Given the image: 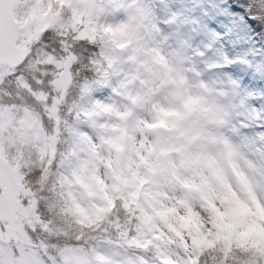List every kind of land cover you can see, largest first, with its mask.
<instances>
[{
  "label": "clouds",
  "instance_id": "1",
  "mask_svg": "<svg viewBox=\"0 0 264 264\" xmlns=\"http://www.w3.org/2000/svg\"><path fill=\"white\" fill-rule=\"evenodd\" d=\"M124 3L127 11L117 12L115 19L107 24L97 23L96 39L93 42L81 38L89 27L88 18H83L84 23L72 26V9L79 7L78 5L59 8L53 3L49 14L48 2L44 0L39 4L40 11L44 13L39 23L43 30L26 45L27 51L23 58L6 78L5 90L11 93L12 98H6L5 103H23L29 108L39 136L35 141L28 139L23 143H11L9 138L15 133L13 130H6L0 134L3 136L0 147L19 164L24 183L33 194L35 208L28 235L32 250L42 256L45 264H66L65 258L70 254L86 257L88 264H97V255L106 257L108 264H160L152 244L147 247L139 246L145 244L150 237L141 233L142 221L135 205L130 203L125 207L123 200L116 199L114 206L103 213L101 218L97 219L95 214H91V218L84 219L83 222L81 218L66 215L62 211L60 183L69 175L62 163L70 148L63 143V137L57 134L56 118L69 125L79 120L81 130L92 136L94 143L99 144L93 130L83 123L87 117L78 111H72L71 98L76 93V86L84 79L97 85L100 95L94 96V99L99 100L100 105L93 106L97 110L113 101L117 104L123 101L118 93L125 91L121 86L125 77L111 76L104 55L110 46V37L104 29L116 31L121 24L130 20L137 7H143V23L155 26L149 47L158 49L161 56H167L170 60V53L175 50L172 45V38L177 30L175 21L182 18L184 0H171L167 11L161 9L154 0H142L140 3L136 0H124ZM236 6L243 10L248 20L253 21L258 31L253 30L249 41L236 45V50L228 53L223 50L219 35L215 39L211 38L210 33L214 31L211 27V13L195 14L197 25L192 29L194 47L187 53L189 60L180 66V75L191 94L203 98L201 110L207 112L213 109L211 114L214 118L223 122L226 138L243 158L240 164L245 171L247 168L244 160L251 161L264 170V74L257 76L252 73L257 78V89L248 88L237 75L239 72H251L256 64H264V9L258 7V0H238ZM57 11L59 18L54 19ZM178 13L180 16H177ZM196 28L201 31H196ZM73 57L76 62L69 65V60ZM124 67L127 71L129 66ZM66 72L71 74L74 81L67 96L57 87V82ZM143 80H148L149 83L143 84ZM21 81L27 88L19 86L18 82ZM105 81L107 87H103ZM152 88L157 89L155 94L149 100H142V108L137 109V114L146 122L142 125L144 135L139 132L135 134L137 145L143 140L147 146L137 149L141 152H146L155 139L147 125L159 123L158 108L168 107L170 88L163 81L149 80L146 75H142L141 80L133 85V89L141 97L147 95ZM221 92H227L229 96L225 98L220 95ZM62 97L63 103L60 102ZM103 122V119L97 121L101 124ZM129 151L134 157L135 152L131 149ZM99 155L101 158L96 164L100 174L105 177V183L111 184L112 180L108 177L112 172L108 166L116 169L122 167L124 161L105 147H100ZM172 159L177 164L180 163V157L173 156ZM225 173L232 181L231 173L227 169ZM160 191L169 196L183 195L179 187L173 191L170 187L163 186ZM193 210L201 218L207 219L208 213L199 203H194ZM160 227L163 229V225ZM163 230L167 234V230ZM184 243L191 249V239L187 235ZM41 246L46 249V254ZM169 250L175 254L174 258L186 257L179 241L169 245ZM17 255L18 252L14 251L13 256ZM208 255V252L202 253L197 258V264H206ZM219 264L229 262L221 258Z\"/></svg>",
  "mask_w": 264,
  "mask_h": 264
},
{
  "label": "rangeland",
  "instance_id": "2",
  "mask_svg": "<svg viewBox=\"0 0 264 264\" xmlns=\"http://www.w3.org/2000/svg\"><path fill=\"white\" fill-rule=\"evenodd\" d=\"M124 3V0H122ZM44 0H18L15 8L17 22L22 28L21 42L24 44L35 36L41 29L39 26L44 13L40 11L39 4ZM49 2V0H47ZM57 2L59 5H72L73 21L77 22L82 14L86 0H50V4ZM137 3L142 0H136ZM159 3L161 9L167 11L162 0H154ZM50 8V5H48ZM48 10V9H47ZM119 12V11H117ZM117 12H112L110 17L93 20L92 27L97 23L107 24L114 20ZM145 10L137 7L135 13L126 24L113 31L105 28L104 32L109 35V45L118 47L126 44L131 33L136 36L134 52L132 53L133 70L132 76L126 80L125 91L118 93L123 101L117 104L113 101L107 106H101L98 113L108 112L103 118V123H97V127L91 128L99 144L93 142L92 136L87 132L77 135V154L72 163V168L65 176L68 181L67 190L75 201V209L78 215L83 214L85 208L80 196V184H89V189L95 193L102 191V197L110 194V184L105 183V177L100 174L96 161L100 147H105L109 152H115L124 163L122 167L109 169L118 180L117 184H123L132 175L133 170L141 165L158 159L160 170L163 173L162 186H158L144 196L140 202L141 210L146 221V230L142 233L150 237L146 243H153L156 247V257L160 264H191L194 262L197 241L206 244L207 226L221 227L224 222L233 223L243 228L250 240V245L264 256V170H261L251 161L244 160L247 171L241 166L243 159L238 151L226 138V129L223 122L214 118L211 114L213 109L207 112L201 110L202 97L193 96L184 78L180 75V66L189 60L187 53L194 47V32H190L185 39V28H178L172 38L175 49L170 53L171 60L167 56H161L158 49L151 48L152 31L154 25L144 24ZM131 24L132 28L129 27ZM135 26V27H134ZM143 30V34H141ZM196 31H200L196 28ZM221 41L222 36H219ZM264 64H256L253 70L261 74L257 69ZM6 70L0 69V82ZM142 75L152 81H163L169 86L168 107L158 108L159 123L147 125L148 130L154 133L155 139L146 152L137 150L147 147L145 142L140 141L137 145L135 134L144 135L143 124L146 122L137 114V109L142 108V100H149L157 91L152 88L144 97H141L133 85L141 80ZM148 84V80H143ZM254 87V86H253ZM259 85H257V88ZM221 96L227 98L229 93L221 92ZM95 105H100L96 102ZM216 110H219L218 108ZM6 130H13L14 135L9 139L11 143L17 141L23 143L28 139L38 140L36 124L32 114L25 110H9L0 114V134ZM146 139V137H145ZM3 136L0 135V144ZM135 152L131 155L129 150ZM173 156L180 157L177 164ZM152 164V163H151ZM17 163L0 147V221L9 225L6 229L7 236L18 239V257L14 258L3 242L2 230L0 229V264H45L35 254H29V241L26 235L15 222L26 221L28 212L23 208L21 190L18 188V174L14 168ZM227 169L233 180L230 181L225 173ZM143 181L137 183L142 186ZM163 186L170 187L173 191L179 187L183 191L181 197L169 196L160 191ZM135 187V188H136ZM140 193V192H139ZM135 190L133 196L139 194ZM131 195V194H130ZM141 196V193H140ZM194 203L208 213L207 219L193 210ZM182 212V214H181ZM97 216V211L93 213ZM167 230V234L160 227ZM226 226V224L224 225ZM185 230L192 235L191 249L184 243ZM194 235V236H193ZM188 236V235H187ZM179 241L186 253V257L174 258L169 245ZM156 242V243H154ZM145 243V244H146ZM145 244L139 245L144 247ZM190 255H187L189 254ZM51 260V259H50ZM66 264H88L86 257L70 254L65 258ZM97 264H108L106 257L96 256Z\"/></svg>",
  "mask_w": 264,
  "mask_h": 264
},
{
  "label": "trees",
  "instance_id": "3",
  "mask_svg": "<svg viewBox=\"0 0 264 264\" xmlns=\"http://www.w3.org/2000/svg\"><path fill=\"white\" fill-rule=\"evenodd\" d=\"M59 6V8H64L67 5H59L57 2H53ZM52 3V4H53ZM162 3L165 7H170L171 0H162ZM238 0H184V10L182 18L177 19L175 22L177 24V30L180 28H185V34L182 40H184L190 32H193L192 29L196 27L197 20L194 19V15L197 13L209 12L211 13L218 6H225V10L229 4L236 6ZM50 0L48 5V13L51 14V5ZM69 7V6H68ZM238 8V7H237ZM127 11V6L123 3L122 0H86L85 6L83 8L80 19L77 22L72 23V26L75 27L77 24L84 23L87 19V24L89 27L86 28V31L82 34L81 38H87L90 41H95L96 39V27H92L93 20L99 19L100 17L106 18L110 17L112 12L117 11ZM177 16H180L178 13ZM245 16L242 12L235 14L233 17L237 22H241V17ZM17 15L15 13V19ZM54 19L59 18V12L57 11ZM249 23L244 24L243 30L238 34L234 31L226 32L220 41V44L223 46V50L232 53L236 50L235 46L249 41V37L253 30L258 31V28L253 23V21L248 20ZM131 24H129V27ZM135 27V26H134ZM132 28V26L130 27ZM179 28V29H178ZM201 31V29L197 28ZM43 28L39 31H42ZM38 31V32H39ZM38 34V33H37ZM107 34V33H106ZM36 36V35H35ZM33 36L29 41H27L24 46L30 43L33 39ZM136 36L134 33H131L130 38L127 40L126 44H122L118 47L109 46L105 52V59L107 61L108 67L111 71L112 77L124 76L125 79L122 81V87L126 88V80L129 76H132L130 70H133V59L132 53L134 52V47L136 43ZM21 42V40H20ZM87 56V53L84 54ZM76 58H70L69 65L75 63ZM125 65H128L127 71L125 70ZM6 70L5 75L2 77L0 82V114L9 110H25L31 113V110L27 108L23 103H5V99H11V93L5 90L6 78L11 74L13 70ZM256 73L257 76L259 73L255 72L253 69L251 72H239V75L243 79V83L250 89H257V78L253 76L252 73ZM20 87L27 88V85L22 81L18 82ZM74 81L70 73H65L64 77L57 82V87L64 93L65 96L68 95L69 90L73 87ZM254 86V87H253ZM103 87H107V81L103 84ZM100 91L97 85L93 84L90 80L84 79L79 85L76 86V93L74 97L71 98V105L73 112H80L87 120L83 123H86L88 127L95 128L97 127V121L107 117L109 114L105 110L103 113H98L94 110V105L96 102H100L97 99H94V96H99ZM19 98V97H17ZM61 103H63V97L61 98ZM91 109V110H90ZM32 114V113H31ZM57 124V134L63 137V143L68 145L70 151L66 153L65 158L62 163V167L68 170L72 168V163L77 154L76 143L77 135L79 133L78 127H80V133L82 124L79 120L75 123L69 125L61 121L58 117L56 118ZM152 163V164H151ZM160 161L158 159L152 160L147 164H141L137 166L130 177L127 178V181L123 184H117V179L114 177L112 183L110 184V194L107 198L106 195L102 197V191L92 193L89 189V184H80V196L82 199V205L85 208L83 214L78 215L75 209V201L72 200L70 193L68 192V181L67 178L60 183L62 189L61 199L63 202L62 211L66 215L75 216L81 218V222L84 219H90L91 214L97 211L96 218L99 219L102 217V214L109 211L114 206V201L116 199H121L124 201V206L128 207L131 203L135 205L136 210L140 213L139 219L142 221L141 224V233L146 230V221L143 216V211L141 210V203L144 200V196H148L150 192L155 190L158 186H162L163 173L159 169ZM19 176L18 178V188L21 190V198L24 202L22 203L23 208L28 212V218L26 221L15 222L22 232L26 235L29 241L28 251L29 254H35L40 260L44 262V259L36 251L32 250L31 241L29 239L28 230L31 228V217L33 215V210L35 208V200L33 199V194L29 191L27 185L24 183L23 176L19 171V164L14 168ZM143 181L141 186V196L140 193L136 196H133L138 182ZM136 187V188H135ZM126 194V195H125ZM131 194V195H130ZM2 195V189L0 188V196ZM140 203V204H139ZM226 223V222H225ZM9 227L6 223L0 221V229L2 230V242L8 247L12 256L13 252H18V239L7 236L6 229ZM205 239L206 244L202 241H199L194 244L193 248L196 251L194 256V262L191 264H197V258L205 252H208L206 264H219L221 258L225 261H228L229 264H264V256L256 251L251 245L248 237V233L243 230V228L236 226L233 223H226V228L221 229L219 227H208ZM185 234L188 235L190 239H193L192 235H189L188 231L185 230ZM194 236V235H193ZM148 244H152L157 253L156 247L153 243H146L144 247H147ZM42 251L46 254V249L41 246ZM219 254V255H218ZM14 257V256H13ZM15 256L14 258H17ZM50 260L51 257H48Z\"/></svg>",
  "mask_w": 264,
  "mask_h": 264
},
{
  "label": "water",
  "instance_id": "4",
  "mask_svg": "<svg viewBox=\"0 0 264 264\" xmlns=\"http://www.w3.org/2000/svg\"><path fill=\"white\" fill-rule=\"evenodd\" d=\"M18 0H0V68L14 70L27 48H19L21 28L13 13Z\"/></svg>",
  "mask_w": 264,
  "mask_h": 264
},
{
  "label": "snow or ice",
  "instance_id": "5",
  "mask_svg": "<svg viewBox=\"0 0 264 264\" xmlns=\"http://www.w3.org/2000/svg\"><path fill=\"white\" fill-rule=\"evenodd\" d=\"M258 7L264 9V0H258ZM242 12V9L231 4L227 6L220 5L211 12L212 23L211 27L214 31L210 33L211 38L215 39L217 35L223 36L228 31H234L237 34L243 30L244 24L249 23L246 16L241 17V22H237L233 17L235 14ZM261 74H264V65L257 69Z\"/></svg>",
  "mask_w": 264,
  "mask_h": 264
}]
</instances>
